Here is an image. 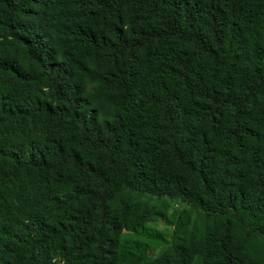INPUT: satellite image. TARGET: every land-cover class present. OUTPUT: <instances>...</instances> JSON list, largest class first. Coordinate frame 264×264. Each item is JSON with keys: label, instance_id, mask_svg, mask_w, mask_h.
Returning <instances> with one entry per match:
<instances>
[{"label": "trees", "instance_id": "obj_1", "mask_svg": "<svg viewBox=\"0 0 264 264\" xmlns=\"http://www.w3.org/2000/svg\"><path fill=\"white\" fill-rule=\"evenodd\" d=\"M195 257L264 264V0H0V264Z\"/></svg>", "mask_w": 264, "mask_h": 264}, {"label": "rangeland", "instance_id": "obj_2", "mask_svg": "<svg viewBox=\"0 0 264 264\" xmlns=\"http://www.w3.org/2000/svg\"><path fill=\"white\" fill-rule=\"evenodd\" d=\"M174 207L180 209V208L182 207V205H178V204H176V202H171V203H170V209H172V208H174ZM157 227H158V229H159L160 231H162V232H164V233H169L170 230H171V227H170V226H166V225H165L164 223H162V222H158V223H157ZM191 264H200L199 259H198L197 257H195V258L193 259V261H192Z\"/></svg>", "mask_w": 264, "mask_h": 264}]
</instances>
